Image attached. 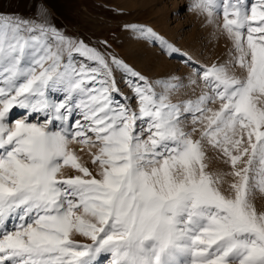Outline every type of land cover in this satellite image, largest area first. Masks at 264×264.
I'll return each mask as SVG.
<instances>
[{"label":"snow or ice","instance_id":"6c2138e0","mask_svg":"<svg viewBox=\"0 0 264 264\" xmlns=\"http://www.w3.org/2000/svg\"><path fill=\"white\" fill-rule=\"evenodd\" d=\"M189 10L210 24L222 15L232 48L223 64L185 60L203 90L179 103V77L150 81L107 41L64 35L44 10L0 13V264H101L102 254L110 264H264L253 203L264 193V0H193ZM123 28L182 54L150 27ZM189 114L200 127L185 131ZM73 144L88 148L95 175ZM205 144L231 171L209 170Z\"/></svg>","mask_w":264,"mask_h":264},{"label":"rangeland","instance_id":"374dc122","mask_svg":"<svg viewBox=\"0 0 264 264\" xmlns=\"http://www.w3.org/2000/svg\"><path fill=\"white\" fill-rule=\"evenodd\" d=\"M52 9L49 10V20L64 35L76 40H83L90 46L102 49V41L111 46L110 51L128 63L135 71L147 77L150 81L179 77L187 87L172 95L173 103L188 99H196L203 90L202 81L198 77L197 84L189 83L192 75V66L185 63L187 58L202 66L223 64L229 59L232 48L231 41L223 33L222 28L216 25L223 24V16L214 14L215 23H208L206 14L190 11L189 5L193 0H49ZM249 6L258 3V0H245ZM11 15V14H6ZM27 19H37L32 13L17 15ZM136 23L152 28L169 43L180 50L175 56L165 55L158 45L150 42H140L133 38L123 25ZM239 75V71L237 70ZM118 86L125 96H131L132 90L117 74ZM133 107L136 101H132ZM218 105H212L217 107ZM22 118L23 110H14ZM185 131H191L193 125L191 115L184 123ZM199 138V132L193 134ZM72 147L81 157L82 162L93 171H98L91 163V154L86 146L73 144ZM83 148V151L81 149ZM97 149L93 148L95 152ZM207 163L212 172H229L231 168L224 163L222 154L205 144ZM79 174L73 169L65 168L64 176ZM232 177H226L223 185L228 188ZM253 203L258 212H264V193L256 190ZM83 243H91L86 238L77 236ZM101 264H110V257L102 254Z\"/></svg>","mask_w":264,"mask_h":264},{"label":"crops","instance_id":"0c3cea01","mask_svg":"<svg viewBox=\"0 0 264 264\" xmlns=\"http://www.w3.org/2000/svg\"><path fill=\"white\" fill-rule=\"evenodd\" d=\"M50 9L52 7L49 0H0V13L3 14L20 15L32 13L37 15L38 11L41 10L49 14Z\"/></svg>","mask_w":264,"mask_h":264}]
</instances>
